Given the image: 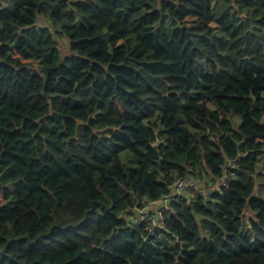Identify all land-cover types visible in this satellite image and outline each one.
Instances as JSON below:
<instances>
[{
	"label": "trees",
	"instance_id": "1",
	"mask_svg": "<svg viewBox=\"0 0 264 264\" xmlns=\"http://www.w3.org/2000/svg\"><path fill=\"white\" fill-rule=\"evenodd\" d=\"M0 264H264V0H0Z\"/></svg>",
	"mask_w": 264,
	"mask_h": 264
},
{
	"label": "rangeland",
	"instance_id": "2",
	"mask_svg": "<svg viewBox=\"0 0 264 264\" xmlns=\"http://www.w3.org/2000/svg\"><path fill=\"white\" fill-rule=\"evenodd\" d=\"M57 41L63 54H67L69 51L68 40L65 37L57 36ZM211 188H213V182L210 179H208V181L201 180L199 182L198 178L196 176H193L189 178V181H186V187L185 189L181 190V192H189L190 194L195 196L198 192H201L202 194H207V191ZM132 218H148V215L137 211L136 213H134V215H132Z\"/></svg>",
	"mask_w": 264,
	"mask_h": 264
},
{
	"label": "built area",
	"instance_id": "3",
	"mask_svg": "<svg viewBox=\"0 0 264 264\" xmlns=\"http://www.w3.org/2000/svg\"><path fill=\"white\" fill-rule=\"evenodd\" d=\"M185 187H186V180L184 179L178 180L175 185V192L181 193V190L185 189ZM160 224L162 225V222H160Z\"/></svg>",
	"mask_w": 264,
	"mask_h": 264
}]
</instances>
